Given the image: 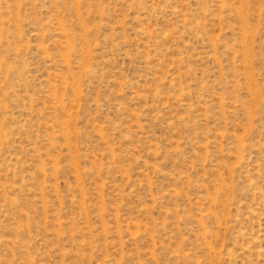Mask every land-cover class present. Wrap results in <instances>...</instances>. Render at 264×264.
Segmentation results:
<instances>
[{
  "label": "rangeland",
  "instance_id": "obj_1",
  "mask_svg": "<svg viewBox=\"0 0 264 264\" xmlns=\"http://www.w3.org/2000/svg\"><path fill=\"white\" fill-rule=\"evenodd\" d=\"M0 264H264V0H0Z\"/></svg>",
  "mask_w": 264,
  "mask_h": 264
}]
</instances>
